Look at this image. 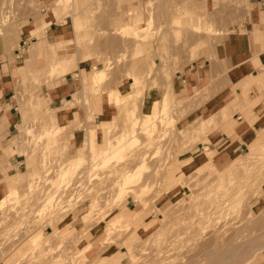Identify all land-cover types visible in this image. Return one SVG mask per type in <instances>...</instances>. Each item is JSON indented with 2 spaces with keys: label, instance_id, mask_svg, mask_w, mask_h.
Wrapping results in <instances>:
<instances>
[{
  "label": "rangeland",
  "instance_id": "rangeland-1",
  "mask_svg": "<svg viewBox=\"0 0 264 264\" xmlns=\"http://www.w3.org/2000/svg\"><path fill=\"white\" fill-rule=\"evenodd\" d=\"M0 8V52L12 63V86L1 101L15 118L0 133V264H264V130L258 133L264 112L262 120L242 115L234 108L236 94L230 97L219 80L193 93L188 80L189 94L172 87L176 73L190 71L192 63L204 68L229 30L250 23L251 11L264 15V0H0ZM50 14L65 16L70 32L76 17L72 38L50 44L54 39L42 26ZM29 28L35 30L22 37ZM88 58L105 75L99 85L85 81L88 121L102 101L118 113L111 124L91 128L74 155L66 145L68 126L39 101ZM66 63L73 65L61 72ZM127 78L133 85L125 97L117 86ZM249 88L246 100H259L264 109V85ZM112 92L120 104L109 99ZM128 110L136 122L126 119ZM8 121L10 114L2 124ZM248 121L255 147L239 142L219 168L218 153L204 145L207 160H192L199 143L221 137L225 125ZM90 134L98 145L106 135L104 144L89 147ZM109 141L126 143L121 158L99 164L94 151L103 155ZM129 172L137 176L124 187ZM128 200L135 215L126 209ZM117 216L128 221L110 227ZM77 217L81 225L70 228ZM145 224L154 225L139 231Z\"/></svg>",
  "mask_w": 264,
  "mask_h": 264
},
{
  "label": "crops",
  "instance_id": "crops-1",
  "mask_svg": "<svg viewBox=\"0 0 264 264\" xmlns=\"http://www.w3.org/2000/svg\"><path fill=\"white\" fill-rule=\"evenodd\" d=\"M256 3H259V1ZM259 11L260 10L255 11L254 9L250 12V23L246 22L242 26L234 27L222 37L217 47L214 49L213 58L211 60L204 61V68L198 66L197 63H192L190 71L176 73L172 79V87L181 93L189 94L193 93L195 89L206 88L211 83L219 80L220 83L224 85V90L229 93L230 97L233 96V94H236V97H232L233 100L237 101L233 102L235 106L234 108H238V111L244 116L253 114L258 119L262 120L264 112L262 107L263 103L257 99L253 101L246 100V97H249L252 94V90L249 87L253 86L252 88L256 89L260 86H256L259 84L258 82L264 80L260 79L261 76H264V15L263 12L260 14ZM74 18L76 17L71 16L72 32H70L65 16L48 15L49 20L42 23V26H47L45 31L46 37L48 39H54V41L50 44L57 43L68 34H70L72 38L76 31L74 27ZM34 30V28H29L27 32L23 30L22 37H24L26 33L31 35ZM36 36L37 35H33L31 39ZM63 41L64 40H61L58 43ZM43 42H45V39ZM90 59L92 58L81 60L83 62L79 63V65L77 62L75 68L77 73L74 74V77L68 75L70 72L67 73L66 75H68V78L66 81L53 89H49L48 99L46 101H39L41 106L44 104L48 105V103L52 105L53 110L58 112L60 126H68L66 131V145L68 147V152H74V155H77L78 150L86 144L89 136L87 133L91 128L98 130L104 123L111 124L110 120L118 113L117 108L109 106V104L102 101V103L96 108L94 114L95 120L93 122L88 121V116L91 111L89 112L87 110L84 103L83 90L85 89L84 84L86 79V85H93L90 82L88 83V79L90 80L94 71L93 69L96 67L93 62L89 61ZM72 65L73 63L64 64L61 68V72L64 71L63 69L65 68L69 69ZM11 70L12 63L8 61V57L6 55H3L2 52H0V133L3 131L2 133L4 135L6 131L5 129H11L13 122L15 121L13 109L10 108L9 111H5L4 103L1 101L2 98L5 97L6 92H8L12 86V83L9 80ZM188 80L192 86L189 93L184 92V86ZM114 84L115 83H112L110 87H113ZM131 85H133L132 78H127L118 84L117 87L122 91V96L126 97V95H129L131 92ZM80 87L81 90H77ZM75 96H78V99H75ZM79 98L81 99L80 102L78 101ZM65 102H72L73 105L66 107ZM8 114L11 115L12 121L2 124V122L7 119ZM236 115L237 114L234 116ZM241 119L243 118L237 115L236 120ZM260 128L261 130L258 133L264 130V128ZM249 129V121L243 124L241 123V125H234L233 123L225 125L221 128V137L211 136L208 143H199L201 150L198 151L197 154L191 156L192 160L199 164L202 163V160H207L205 151H203V149H205L204 146H206L211 152L218 153V157L215 160L217 167L219 168L221 166H225L237 151L239 142H242L247 146L249 145V147H255L257 145L255 142L252 143L254 138L250 136ZM97 135L100 137L101 134L98 132ZM105 140L106 135L103 138V142L98 146H102ZM222 140L223 142H221ZM202 145L204 146L202 147ZM13 183L17 184L19 181L15 179ZM126 209H135V205L133 204L132 206V201L128 200L126 202ZM134 211L135 212L133 214L135 215L137 210L135 209ZM80 225L81 222L78 217L69 223L70 228H77ZM153 225L154 224H145L139 231L145 232ZM97 230L95 229L93 233L95 234ZM39 232L40 231L37 230L33 236L35 237V235ZM34 237H32V239Z\"/></svg>",
  "mask_w": 264,
  "mask_h": 264
},
{
  "label": "bare ground",
  "instance_id": "bare-ground-1",
  "mask_svg": "<svg viewBox=\"0 0 264 264\" xmlns=\"http://www.w3.org/2000/svg\"><path fill=\"white\" fill-rule=\"evenodd\" d=\"M6 3H2L1 4V7H4V5H5ZM1 9V8H0ZM3 10H7V8H2ZM5 13V12H4ZM4 15V14H3ZM2 15V16H3ZM34 45V44H33ZM30 55H31V57L30 58H32V55L34 54V49H33V46H31V48H30ZM94 71H93V74H92V76H91V82L90 83H92V84H102L103 83V81H104V71L103 70H101V69H98L97 67H95L94 69H93ZM259 84H257L256 86L258 87V85H263V81H260V82H258ZM92 86V85H91ZM253 87V86H252ZM114 92V91H113ZM113 92L110 94V97H109V99L111 100V99H114L115 100V103L118 105V104H120L123 100L122 99H120L119 98V96L117 95V96H115V94H113ZM112 96V97H111ZM163 101H164V99H163ZM161 102V104H163L164 102ZM68 104L69 105H72L71 104V102H68ZM168 105V104H167ZM154 107H156V105L154 106ZM162 107V106H161ZM167 107V106H166ZM163 108V107H162ZM161 109V108H160ZM165 109V108H164ZM161 112H163L162 110H161ZM134 111H131V110H128L127 112H126V119H130V120H134L133 122H136V120L138 119H136V118H133V115H134ZM155 114V113H154ZM31 115V114H30ZM136 115V114H135ZM153 115V114H152ZM33 116V115H32ZM156 116V115H155ZM136 117V116H135ZM138 117V116H137ZM140 117V116H139ZM133 118V119H132ZM146 118V117H145ZM145 118H143L144 119V121H145ZM27 118H24V121L26 120ZM53 119H55V120H58L59 121V116L56 114L54 117H53ZM147 119V121L145 122V124L147 123V122H149L150 120H151V117H148V118H146ZM153 119V118H152ZM140 120L141 119H139L138 121L140 122ZM159 120V119H158ZM127 121V120H126ZM143 121V122H144ZM129 122V121H128ZM155 122H156V120H155ZM155 122H153L152 124H154ZM132 123V122H131ZM24 124V123H23ZM135 123H133V125H134ZM148 124V123H147ZM151 124V125H152ZM142 125V124H141ZM150 125V124H149ZM150 125V126H151ZM128 126H129V124H128ZM132 126V125H131ZM137 126V125H136ZM135 126V127H136ZM145 126V125H144ZM150 126H147V128H149ZM134 127V126H133ZM135 127H134V129H135ZM154 127H155V125H154ZM23 128V127H22ZM29 128V127H28ZM130 128V129H129ZM142 128H143V125H142ZM150 128H152V127H150ZM134 129H133V131H134ZM137 129V128H136ZM146 129V128H145ZM50 130H51V128H50ZM127 130V129H126ZM128 130L130 131V130H132L131 129V127H128ZM52 131V130H51ZM51 131H47L46 133H44V135H46V136H48V137H50V134L52 133ZM109 131V130H108ZM136 131V130H135ZM147 132V131H146ZM55 133V132H54ZM124 133V132H123ZM122 133V134H123ZM131 133H132V136H133V133L134 132H130V137H131ZM136 133V132H135ZM145 133V132H144ZM149 133L150 134H148V135H151V132H150V130H149ZM126 134V133H125ZM125 134H124V136H125ZM137 134V133H136ZM188 134V133H187ZM127 136H128V134H127ZM152 136V135H151ZM125 138H126V136H125ZM132 138V137H131ZM134 138H137V136L135 137L134 136ZM90 139H91V143L89 142V147H91V146H93V145H95V146H98V144L96 143V140H95V134L93 135V134H90ZM128 139H130L129 137H128ZM121 140H123V139H121ZM132 140V139H131ZM130 140V141H131ZM116 141V140H115ZM127 141V140H126ZM129 141V142H130ZM123 142H124V140H123ZM122 143V141L120 142V144ZM128 143V142H127ZM117 144H118V142H117ZM126 144V143H125ZM124 144V145H125ZM108 150H103V155H100L99 154V150H95L94 151V153L95 154H97L98 156H99V159L101 160V162L99 163V164H101V163H105V164H107L108 165V161L109 160H111V159H113V160H116L117 159V157H118V159L119 158H121V156L119 155V154H121L122 153V150H123V147H124V145H120V146H117L115 143H114V141L112 142V141H109V143H108ZM117 146V147H116ZM128 146V145H127ZM131 146V145H130ZM7 147H9V146H7ZM125 148V147H124ZM89 149V148H88ZM88 149L86 150V151H88ZM91 151V150H90ZM89 151V152H90ZM84 151L82 150V152H79V156H80V158H78V160H77V162H76V164L75 165H77V167L81 164L80 162H78V161H83V159H85V158H83L82 157V153H83ZM86 153V152H85ZM84 154V153H83ZM88 154H90V153H88ZM123 154H125V153H123ZM122 154V155H123ZM86 155H87V153H86ZM86 155L84 156V157H86ZM95 157H96V155H95ZM123 157H124V155H123ZM116 158V159H115ZM94 159V158H93ZM117 159V160H118ZM99 160V161H100ZM121 160V159H120ZM97 161V160H96ZM98 161V162H99ZM86 162V161H85ZM113 161H111V162H109V164L110 163H112ZM95 164V163H94ZM97 164V163H96ZM74 165V164H73ZM74 165V166H75ZM96 166H98V164L96 165ZM104 166V165H103ZM145 166V165H144ZM68 167V166H67ZM82 167V165L81 166H79V168H81ZM121 167V166H120ZM65 169V171H67L66 170V167H64ZM69 168V167H68ZM71 168H72V166H71ZM75 167H73V169H74ZM68 170H72V169H68ZM68 172V171H67ZM67 172H65L66 174H67ZM70 172V171H69ZM134 172V171H133ZM65 174V175H66ZM69 174V173H68ZM67 177H68V175H66ZM66 176H63L64 178L66 177ZM125 176V180L124 179H122V180H124L122 183H124V187H125V185H127V187L129 186V184H131V183H133L134 182V180L136 179V176H137V173H127V174H125L124 175ZM123 176V177H124ZM60 177H61V174H60ZM62 177V178H63ZM61 178V179H62ZM63 180H65V179H62V181ZM60 181V180H59ZM121 184V183H120ZM123 185V184H122ZM122 185H121V187H122ZM120 186V185H119ZM123 187V188H124ZM81 188V187H80ZM121 189V188H120ZM120 189H119V191H120ZM124 190H126V189H124ZM131 190V189H130ZM15 191L16 190H12L8 195H7V197L8 198H10L11 197V195L13 194V193H15ZM112 198V197H111ZM44 199V198H43ZM50 200V199H49ZM48 200V201H49ZM124 200V199H123ZM98 207V204H96V202H94V203H92L91 204V207H90V209H91V211H92V209H96ZM91 211H90V213H91ZM90 213H88V214H90ZM62 215V214H61ZM85 216V218H86V216H87V214H85L84 215ZM88 217H90V215H88ZM88 220V219H87ZM122 220H127L128 221V219H126V217L125 216H121V217H115L114 218V220L112 221V223L110 224V227H115L116 228V226H117V224L118 223H121L122 222ZM110 227H108L107 226V228H109V229H111ZM114 230V229H113ZM110 231V230H109ZM75 246V245H74ZM39 248V247H38Z\"/></svg>",
  "mask_w": 264,
  "mask_h": 264
}]
</instances>
